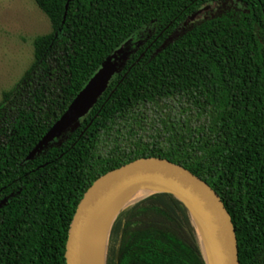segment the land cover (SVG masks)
<instances>
[{
	"label": "trees",
	"instance_id": "trees-1",
	"mask_svg": "<svg viewBox=\"0 0 264 264\" xmlns=\"http://www.w3.org/2000/svg\"><path fill=\"white\" fill-rule=\"evenodd\" d=\"M34 2L52 31L35 40L34 64L0 103V264H65L84 193L146 157L205 180L232 218L240 264H264V0ZM211 3L213 15L184 25ZM147 27L150 37L131 47L76 128L26 161L109 57ZM149 112L163 141L128 144ZM105 254V264H206L188 209L169 193L123 206Z\"/></svg>",
	"mask_w": 264,
	"mask_h": 264
},
{
	"label": "water",
	"instance_id": "water-1",
	"mask_svg": "<svg viewBox=\"0 0 264 264\" xmlns=\"http://www.w3.org/2000/svg\"><path fill=\"white\" fill-rule=\"evenodd\" d=\"M67 10L68 4L63 23ZM198 15L196 13L189 19L193 21ZM129 55L120 48L109 57L30 151L26 161L76 128L79 120L90 112L105 92ZM134 190L140 191V196L169 193L184 204L192 217L206 264H240L235 227L220 195L187 168L157 157L137 159L101 175L92 183L78 202L70 221L65 264H95L92 229L95 212L113 196Z\"/></svg>",
	"mask_w": 264,
	"mask_h": 264
},
{
	"label": "rangeland",
	"instance_id": "rangeland-1",
	"mask_svg": "<svg viewBox=\"0 0 264 264\" xmlns=\"http://www.w3.org/2000/svg\"><path fill=\"white\" fill-rule=\"evenodd\" d=\"M189 19L186 26L192 22ZM52 27L49 19L38 8L34 0H0V103L3 102L4 93L12 91L23 81L26 72L35 62L34 42L40 37L51 33ZM153 29L147 27L139 38H134L126 43L128 52L132 46L138 45L140 39L149 38ZM38 70L42 68L39 65ZM25 96H28L25 94ZM12 106V104H10ZM172 105V103H171ZM167 110V109H166ZM177 112L178 110L174 108ZM8 115L14 117V107L8 109ZM156 115L149 112L142 122L143 127H134L132 136L127 135V143L131 144L137 140L153 145L155 142L163 141L164 135L160 130V124L155 122ZM194 122L200 121L195 118ZM113 220L108 224V230Z\"/></svg>",
	"mask_w": 264,
	"mask_h": 264
},
{
	"label": "bare ground",
	"instance_id": "bare-ground-1",
	"mask_svg": "<svg viewBox=\"0 0 264 264\" xmlns=\"http://www.w3.org/2000/svg\"><path fill=\"white\" fill-rule=\"evenodd\" d=\"M140 194V191L134 190L132 192L115 195L108 199L95 212L92 225L95 264H104L108 224L110 220L114 219L115 215L123 206L137 199Z\"/></svg>",
	"mask_w": 264,
	"mask_h": 264
},
{
	"label": "flooded vegetation",
	"instance_id": "flooded-vegetation-1",
	"mask_svg": "<svg viewBox=\"0 0 264 264\" xmlns=\"http://www.w3.org/2000/svg\"><path fill=\"white\" fill-rule=\"evenodd\" d=\"M218 7H219V4L218 3H211V4L205 5L204 7L200 8L197 11V13L200 15L199 18L205 19V18L213 15L217 11ZM124 49L126 50L127 47H124ZM130 52H131V50L128 51V53H130Z\"/></svg>",
	"mask_w": 264,
	"mask_h": 264
}]
</instances>
